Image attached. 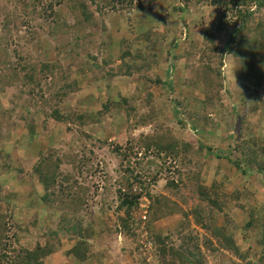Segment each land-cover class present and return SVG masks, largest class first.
Returning a JSON list of instances; mask_svg holds the SVG:
<instances>
[{
  "label": "rangeland",
  "instance_id": "obj_1",
  "mask_svg": "<svg viewBox=\"0 0 264 264\" xmlns=\"http://www.w3.org/2000/svg\"><path fill=\"white\" fill-rule=\"evenodd\" d=\"M256 9L0 0V264H264Z\"/></svg>",
  "mask_w": 264,
  "mask_h": 264
},
{
  "label": "trees",
  "instance_id": "obj_2",
  "mask_svg": "<svg viewBox=\"0 0 264 264\" xmlns=\"http://www.w3.org/2000/svg\"><path fill=\"white\" fill-rule=\"evenodd\" d=\"M255 5H256V10H261V9H263L264 8V0H255ZM80 6H83V8H84V10H82V12H84L87 16L85 17V21H86V23L83 25L84 27H88L89 26V21L90 20H92V18L93 17H91V15L89 16L88 14H87V12H89L88 11V5L87 4H85V3H83V2H81L80 3ZM90 13V12H89ZM238 13L241 15L242 13H243V11H238ZM254 15V11H248V14H243V16H244V20H247V19H249V18H251L252 16ZM240 31H241V29L238 31V33L237 34H240ZM237 36H239V35H237ZM229 49H230V44H229V47H228ZM263 48V47H262ZM238 56H242L241 54H237ZM28 71H30V73L31 74H33V70H34V68L33 67H29L28 69H27ZM244 68L241 66V68L239 69V74H240V76H241V78H242V82H243V84L244 85H247V86H253V82L256 80V77H253V76H250L251 78H252V81H251V78L250 77H248L247 75H245V72H244ZM15 79V78H14ZM13 80V79H12ZM16 80V79H15ZM257 80H258V78H257ZM252 82V83H251ZM249 85H248V84ZM258 83H259V81H258ZM259 87H261V85L259 86V84H256V88H259ZM255 95H257L256 93H255ZM257 97H259L258 95H257ZM56 114H57V112H56ZM58 119H60V117H58ZM211 202V201H210ZM127 203V202H126ZM129 205H131L132 206V204L129 202L128 203ZM224 236H225V238H226V232L224 233ZM223 236V237H224ZM224 238V239H225ZM154 239H155V241L159 244V245H164L165 243H164V241H166L168 238H166V240H165V238H163L162 236H160V235H158V236H155L154 237ZM230 239H232V238H230L229 237V240ZM227 240V239H226ZM225 240V241H226ZM229 240H227L226 241V243H230L229 242ZM233 242V241H232ZM167 243V242H166ZM164 248V249H163ZM161 250H160V253L162 254L161 256H164V259H166L167 257L169 258V256L171 257V258H174V257H176L178 254V251L175 249V248H173V246H164ZM41 252H42V250H41ZM170 254V255H169ZM189 255L190 256H194L195 257V254H193V253H189ZM32 256H36L34 253H32ZM167 258V259H168ZM191 258V257H190ZM31 260V258L30 257H28L27 258V260L25 261V262H20L21 264H28V262Z\"/></svg>",
  "mask_w": 264,
  "mask_h": 264
}]
</instances>
